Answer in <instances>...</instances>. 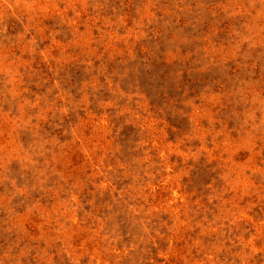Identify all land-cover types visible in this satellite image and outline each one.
I'll return each instance as SVG.
<instances>
[{
	"label": "rangeland",
	"instance_id": "1",
	"mask_svg": "<svg viewBox=\"0 0 264 264\" xmlns=\"http://www.w3.org/2000/svg\"><path fill=\"white\" fill-rule=\"evenodd\" d=\"M0 264H264V0H0Z\"/></svg>",
	"mask_w": 264,
	"mask_h": 264
}]
</instances>
